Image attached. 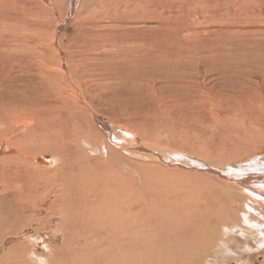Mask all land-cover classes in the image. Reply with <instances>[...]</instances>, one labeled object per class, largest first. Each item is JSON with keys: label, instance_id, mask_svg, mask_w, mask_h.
<instances>
[{"label": "rangeland", "instance_id": "374dc122", "mask_svg": "<svg viewBox=\"0 0 264 264\" xmlns=\"http://www.w3.org/2000/svg\"><path fill=\"white\" fill-rule=\"evenodd\" d=\"M0 46L3 102L27 103L7 96L13 92L48 97L57 79L52 67L67 58L68 70L75 73L78 65L85 71L78 80L80 92L104 114L101 119L137 132L132 138L118 129L122 143L149 147L159 157L174 155L163 159L181 162L187 171H195L187 164L197 161L219 171L228 163L239 165L223 173L232 176L250 168L251 161L264 162V0H0ZM9 73L16 80L9 81L12 89ZM63 124L72 127L70 121ZM38 126L53 150L60 124L55 128L39 115L31 130ZM263 168L258 164L256 170ZM4 207L0 228L16 222L20 227L18 233L0 235V257L35 231L28 220L31 209L24 219L16 206ZM238 211L235 222L251 216ZM51 224L52 219L47 227ZM251 228L243 241L259 244L262 230ZM44 231L49 232L40 238L44 244L62 242L61 235L52 237L54 230ZM239 232L236 228L213 241L212 248L223 241L232 246L213 254L199 249L198 238L193 250L180 243L179 252L164 237L153 238L141 264H184V257L186 264H264V247L242 249V241H235ZM11 264H16L14 256Z\"/></svg>", "mask_w": 264, "mask_h": 264}, {"label": "bare ground", "instance_id": "6f19581e", "mask_svg": "<svg viewBox=\"0 0 264 264\" xmlns=\"http://www.w3.org/2000/svg\"><path fill=\"white\" fill-rule=\"evenodd\" d=\"M56 52L60 54L57 47ZM65 64L67 58L52 67L57 79L50 84L49 90L56 85L48 97L39 99L33 91L9 92V98L27 102L22 107L0 99V221L4 220L1 209L14 205L19 218L25 219V210L31 209L28 220L35 229L34 235L8 249L0 264H11L12 256L16 264H126L131 258L133 264H141L148 242L163 237L177 252L181 244L193 250L198 238L199 249L213 254L231 249L224 241L212 248L213 241H222L225 233L236 228L240 232L235 241H242V249L264 247L263 236L259 244L254 239L243 241L250 227L261 229L264 235V168L256 170L264 162L251 161L250 171L232 176L223 173L228 168L236 171L239 165L228 163L219 171L197 161L199 165L187 164L195 171H187L183 163L163 159L166 154L159 157L150 154L149 147L122 143L116 137L120 128L113 121L104 122V114L81 95L78 80L85 71L76 65L75 75ZM11 80L16 81L9 73L10 89L14 86ZM3 89L0 84V97ZM39 115L47 116L55 128L60 124L56 128L59 143L53 150L45 143L46 134L40 126L31 130ZM64 121H70L72 127ZM119 131L132 138L137 135ZM153 158L158 162L150 161ZM238 208L251 216L235 222ZM51 219L53 225L47 227ZM19 227L18 222L10 223L7 229L0 228V235L18 233ZM45 228L54 230V238L61 235L62 242L44 244L40 238L49 233ZM185 234H191L190 239L183 238ZM182 263H187L185 257Z\"/></svg>", "mask_w": 264, "mask_h": 264}, {"label": "clouds", "instance_id": "9594fccd", "mask_svg": "<svg viewBox=\"0 0 264 264\" xmlns=\"http://www.w3.org/2000/svg\"><path fill=\"white\" fill-rule=\"evenodd\" d=\"M43 264H46V261H44Z\"/></svg>", "mask_w": 264, "mask_h": 264}]
</instances>
